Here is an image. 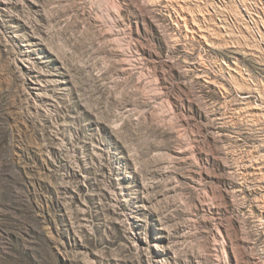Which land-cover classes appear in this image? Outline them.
I'll use <instances>...</instances> for the list:
<instances>
[{
	"label": "rangeland",
	"instance_id": "obj_1",
	"mask_svg": "<svg viewBox=\"0 0 264 264\" xmlns=\"http://www.w3.org/2000/svg\"><path fill=\"white\" fill-rule=\"evenodd\" d=\"M0 264H264V0H0Z\"/></svg>",
	"mask_w": 264,
	"mask_h": 264
}]
</instances>
